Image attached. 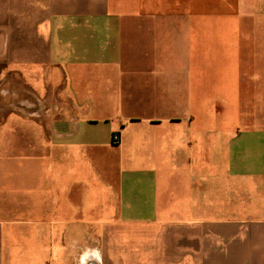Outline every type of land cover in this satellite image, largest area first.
<instances>
[{
	"label": "crops",
	"instance_id": "crops-1",
	"mask_svg": "<svg viewBox=\"0 0 264 264\" xmlns=\"http://www.w3.org/2000/svg\"><path fill=\"white\" fill-rule=\"evenodd\" d=\"M0 12V264H264V0Z\"/></svg>",
	"mask_w": 264,
	"mask_h": 264
},
{
	"label": "rangeland",
	"instance_id": "rangeland-1",
	"mask_svg": "<svg viewBox=\"0 0 264 264\" xmlns=\"http://www.w3.org/2000/svg\"><path fill=\"white\" fill-rule=\"evenodd\" d=\"M0 14H2L0 12ZM7 14V13H6ZM1 23V22H0ZM14 86L13 63L7 55L3 54L0 48V119L9 111L13 110V105L18 106L19 97L10 92ZM11 130V129H10ZM10 139H13V133L10 132Z\"/></svg>",
	"mask_w": 264,
	"mask_h": 264
},
{
	"label": "built area",
	"instance_id": "built-area-1",
	"mask_svg": "<svg viewBox=\"0 0 264 264\" xmlns=\"http://www.w3.org/2000/svg\"><path fill=\"white\" fill-rule=\"evenodd\" d=\"M113 139H114L115 142H118V140H119V135H118V134H115L114 137H113Z\"/></svg>",
	"mask_w": 264,
	"mask_h": 264
}]
</instances>
